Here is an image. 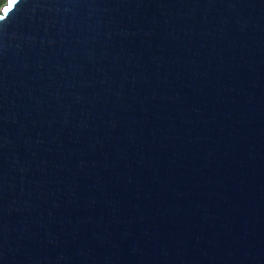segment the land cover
I'll return each instance as SVG.
<instances>
[{
    "label": "water",
    "instance_id": "obj_1",
    "mask_svg": "<svg viewBox=\"0 0 264 264\" xmlns=\"http://www.w3.org/2000/svg\"><path fill=\"white\" fill-rule=\"evenodd\" d=\"M0 264H264V0H7Z\"/></svg>",
    "mask_w": 264,
    "mask_h": 264
},
{
    "label": "trees",
    "instance_id": "obj_2",
    "mask_svg": "<svg viewBox=\"0 0 264 264\" xmlns=\"http://www.w3.org/2000/svg\"><path fill=\"white\" fill-rule=\"evenodd\" d=\"M7 3V0H0V12L3 8V6Z\"/></svg>",
    "mask_w": 264,
    "mask_h": 264
},
{
    "label": "snow or ice",
    "instance_id": "obj_3",
    "mask_svg": "<svg viewBox=\"0 0 264 264\" xmlns=\"http://www.w3.org/2000/svg\"><path fill=\"white\" fill-rule=\"evenodd\" d=\"M13 2H15V0H13ZM9 7H11V4H9ZM8 11V9H5V12H7Z\"/></svg>",
    "mask_w": 264,
    "mask_h": 264
}]
</instances>
